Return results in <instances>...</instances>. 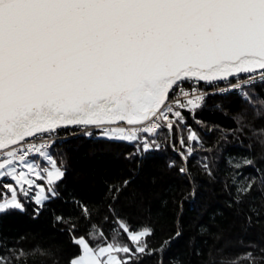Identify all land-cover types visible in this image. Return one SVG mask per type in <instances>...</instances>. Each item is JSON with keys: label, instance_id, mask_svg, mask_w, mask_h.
I'll use <instances>...</instances> for the list:
<instances>
[{"label": "snow or ice", "instance_id": "6c2138e0", "mask_svg": "<svg viewBox=\"0 0 264 264\" xmlns=\"http://www.w3.org/2000/svg\"><path fill=\"white\" fill-rule=\"evenodd\" d=\"M241 73L249 74L246 85L264 84V0H0V213L24 211L21 196L38 212L59 195L66 170L45 136L94 127L138 141L141 132L172 129L173 117L183 119L177 108L200 106L202 96L187 99L185 81ZM151 148L145 137L143 150ZM80 207L87 220L88 207ZM151 235L123 220L110 241L87 231L73 237L79 255L69 264H135L155 251Z\"/></svg>", "mask_w": 264, "mask_h": 264}, {"label": "trees", "instance_id": "16d2710c", "mask_svg": "<svg viewBox=\"0 0 264 264\" xmlns=\"http://www.w3.org/2000/svg\"><path fill=\"white\" fill-rule=\"evenodd\" d=\"M244 92L250 102L229 93L180 109L183 119L172 129L146 134L149 151L143 136L125 141L96 128L60 129L67 139L48 150L66 170L59 195L38 212L21 196L24 211L0 213L2 261L69 264L79 255L74 236L103 231L110 241L123 220L152 231L147 243L155 251L138 254L135 264H264V84ZM192 132L198 140L189 139ZM249 183L251 191L242 192Z\"/></svg>", "mask_w": 264, "mask_h": 264}, {"label": "built area", "instance_id": "2783aa9c", "mask_svg": "<svg viewBox=\"0 0 264 264\" xmlns=\"http://www.w3.org/2000/svg\"><path fill=\"white\" fill-rule=\"evenodd\" d=\"M249 74H243V75H236L231 78H228L226 80H217V81H196V80H188L185 81L182 85L184 90L189 93V96L187 99H194L195 96H202L203 99L200 103L204 102L207 98L213 97V96H222L225 94L229 93H237L241 97L245 98L241 93L245 91V88L248 86L245 84V81L247 80ZM259 82V81H257ZM256 82V83H257ZM241 85L242 87H234V85ZM177 99H180L181 101L186 103L185 97L182 95H177ZM180 110V109H176ZM173 121L176 120L175 117L172 118ZM68 129V128H67ZM70 129H76L77 131L81 130L82 128H76V127H71ZM160 129H156L155 132L157 133ZM140 137L143 136L145 137V133H139ZM151 135V134H150ZM68 136H61V134L58 132V134L45 136L43 139L45 142L51 145L50 148L47 149L50 150L55 143L67 139ZM145 140V139H144ZM39 143L40 141L37 140L35 141ZM39 157V156H36Z\"/></svg>", "mask_w": 264, "mask_h": 264}, {"label": "water", "instance_id": "95a60500", "mask_svg": "<svg viewBox=\"0 0 264 264\" xmlns=\"http://www.w3.org/2000/svg\"><path fill=\"white\" fill-rule=\"evenodd\" d=\"M243 74H245V73H241V74H238V75H243ZM234 76H236V75H234ZM229 78H231V77H229ZM76 128H79V127H76ZM89 128H94V127H89Z\"/></svg>", "mask_w": 264, "mask_h": 264}, {"label": "rangeland", "instance_id": "374dc122", "mask_svg": "<svg viewBox=\"0 0 264 264\" xmlns=\"http://www.w3.org/2000/svg\"><path fill=\"white\" fill-rule=\"evenodd\" d=\"M36 161H37V160H36ZM37 163H38V161H37ZM45 166H47V164H46V165H44V167H45ZM44 183H45V182H44Z\"/></svg>", "mask_w": 264, "mask_h": 264}, {"label": "crops", "instance_id": "0c3cea01", "mask_svg": "<svg viewBox=\"0 0 264 264\" xmlns=\"http://www.w3.org/2000/svg\"><path fill=\"white\" fill-rule=\"evenodd\" d=\"M42 161L44 162V159L42 158ZM41 167H43V166H41Z\"/></svg>", "mask_w": 264, "mask_h": 264}]
</instances>
